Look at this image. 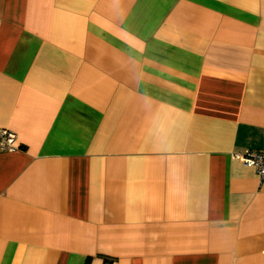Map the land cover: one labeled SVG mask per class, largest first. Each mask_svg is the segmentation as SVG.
<instances>
[{
    "label": "crops",
    "instance_id": "1",
    "mask_svg": "<svg viewBox=\"0 0 264 264\" xmlns=\"http://www.w3.org/2000/svg\"><path fill=\"white\" fill-rule=\"evenodd\" d=\"M0 264H264V0H0Z\"/></svg>",
    "mask_w": 264,
    "mask_h": 264
},
{
    "label": "built area",
    "instance_id": "2",
    "mask_svg": "<svg viewBox=\"0 0 264 264\" xmlns=\"http://www.w3.org/2000/svg\"><path fill=\"white\" fill-rule=\"evenodd\" d=\"M16 145V133L9 128L0 127V149L13 150ZM245 165L253 166L261 183H264V148L246 149L233 152Z\"/></svg>",
    "mask_w": 264,
    "mask_h": 264
}]
</instances>
